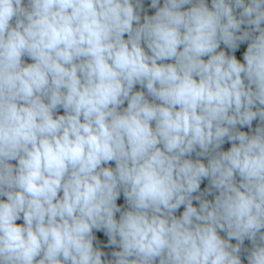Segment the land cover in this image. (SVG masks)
Masks as SVG:
<instances>
[{
    "label": "clouds",
    "instance_id": "1",
    "mask_svg": "<svg viewBox=\"0 0 264 264\" xmlns=\"http://www.w3.org/2000/svg\"><path fill=\"white\" fill-rule=\"evenodd\" d=\"M0 264H264V0H0Z\"/></svg>",
    "mask_w": 264,
    "mask_h": 264
}]
</instances>
